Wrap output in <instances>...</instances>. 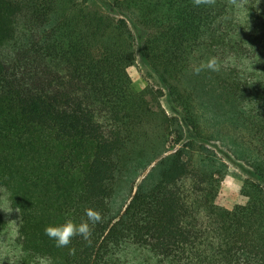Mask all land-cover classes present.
<instances>
[{"label":"trees","instance_id":"obj_1","mask_svg":"<svg viewBox=\"0 0 264 264\" xmlns=\"http://www.w3.org/2000/svg\"><path fill=\"white\" fill-rule=\"evenodd\" d=\"M115 5L181 119L162 90L132 93L124 18L86 0H0V264H264V189L246 180L245 206L217 207L226 165L208 146L264 175V0ZM212 56L220 71L194 74ZM89 207L103 218L90 246L45 235Z\"/></svg>","mask_w":264,"mask_h":264},{"label":"rangeland","instance_id":"obj_2","mask_svg":"<svg viewBox=\"0 0 264 264\" xmlns=\"http://www.w3.org/2000/svg\"><path fill=\"white\" fill-rule=\"evenodd\" d=\"M115 1L116 0H86V5H88V7L91 9L102 11L116 18H124L132 28L137 42L136 63L130 68H128V74L131 79L132 93L140 94L146 88H151V87L154 88L155 90L156 89L162 90L163 95L159 99L162 107L169 115H174L181 119L182 116L179 108L174 105L170 96H168L166 89L163 87L159 77L144 60L143 55L140 51V44L144 32L136 24V22H134V20L130 17V15L126 11L116 7ZM73 16H74L73 13L69 14L70 19ZM182 124L185 131L188 134H190L188 127L184 123ZM208 146L217 154V156L226 165V167L224 168L223 175L219 178L218 192L215 199V204L217 207L231 212L236 207L245 206L247 204V198L243 196L241 190L246 180L254 181L259 185H261L264 189V175L256 174V172L253 170L252 167H250L249 165H247L246 163L240 160H237L231 154V152L228 149H226L224 146H222L219 142L211 141L208 143ZM148 169L146 171H148ZM140 178H142V176H140L139 179ZM122 190L123 191L121 192V194L116 197L117 208L121 204H123L126 196L130 194L129 186L124 187ZM133 190L134 187L132 191ZM2 206L3 205L1 204V207ZM7 216L10 222H12L11 221V219L13 218L12 214L7 212Z\"/></svg>","mask_w":264,"mask_h":264},{"label":"clouds","instance_id":"obj_3","mask_svg":"<svg viewBox=\"0 0 264 264\" xmlns=\"http://www.w3.org/2000/svg\"><path fill=\"white\" fill-rule=\"evenodd\" d=\"M192 3L195 7L201 6H214L216 4V0H192ZM229 3L235 5L237 0H229ZM222 67L221 61L215 57H209L207 62L196 66L193 68V72L196 75H199L201 71L207 69L213 72H219ZM7 211H11V209H7ZM85 217L86 219H82L79 223H77L72 218H67L61 224L57 225H49L44 229L45 235L53 240L55 246L57 248H65L68 247L75 237H80L87 245H91L92 243V234L94 228L97 224L102 222V214L91 207L85 209ZM70 254L75 253V248L69 249ZM47 264H52L51 259L47 261Z\"/></svg>","mask_w":264,"mask_h":264}]
</instances>
